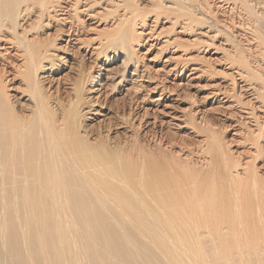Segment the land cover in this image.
Masks as SVG:
<instances>
[{
	"label": "bare ground",
	"instance_id": "1",
	"mask_svg": "<svg viewBox=\"0 0 264 264\" xmlns=\"http://www.w3.org/2000/svg\"><path fill=\"white\" fill-rule=\"evenodd\" d=\"M0 264H264V0H0Z\"/></svg>",
	"mask_w": 264,
	"mask_h": 264
}]
</instances>
